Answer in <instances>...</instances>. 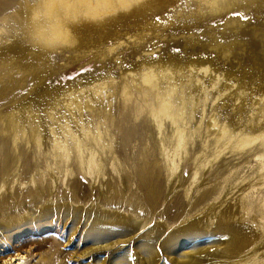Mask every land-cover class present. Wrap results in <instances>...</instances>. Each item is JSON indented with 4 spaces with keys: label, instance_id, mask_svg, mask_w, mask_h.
Instances as JSON below:
<instances>
[{
    "label": "rangeland",
    "instance_id": "obj_1",
    "mask_svg": "<svg viewBox=\"0 0 264 264\" xmlns=\"http://www.w3.org/2000/svg\"><path fill=\"white\" fill-rule=\"evenodd\" d=\"M33 10L56 34L45 42ZM152 73L187 109L173 175L159 151L171 126L158 135L148 113ZM211 118L255 142L203 169ZM141 166L160 172L152 212L131 181ZM262 167L264 0H0V264H264Z\"/></svg>",
    "mask_w": 264,
    "mask_h": 264
},
{
    "label": "bare ground",
    "instance_id": "obj_2",
    "mask_svg": "<svg viewBox=\"0 0 264 264\" xmlns=\"http://www.w3.org/2000/svg\"><path fill=\"white\" fill-rule=\"evenodd\" d=\"M104 2L109 3V0H103ZM120 4H124V1H120ZM95 12H97V10H95ZM30 13V24L33 26V31L35 33V35L41 39V41H46L49 39V37H52L56 34H47V29L45 28V26H43V24L41 23L40 19L41 16L38 13V10H33ZM30 25V26H31ZM57 36L59 38H63V39H67V37H69V33L64 31V32H60L59 34H57ZM144 85H147L148 87H150L152 90H155L156 93V98L158 100V106L154 107V109H151L148 113L149 116L152 120V124L153 126H155V128L157 129L158 135L162 134V128L164 126V124L168 123V125L171 126L172 129V137L171 138V143L167 144V137L165 136V134L161 135V137H159V141H160V148L159 151L162 153V155L165 157V161L168 165L167 170L170 171V173L173 175L176 174L175 172L178 169V165L175 164L176 160L175 158H179V151L184 149L185 143H184V138H183V134L184 132L181 130V123L184 122L185 119V113L187 112L185 109V104L182 102H175L174 100L170 99V98H165V99H161L159 94H158V84L155 80V76L152 74H148L144 76V80H143ZM146 88V87H145ZM168 92H171L172 95L175 96V92H176V86H172L170 89H168ZM100 98V97H99ZM101 99V98H100ZM189 113H192L191 110H189ZM190 115V114H189ZM192 116V115H191ZM186 124V123H185ZM131 127V126H130ZM207 127L208 130H212L213 129V133L215 134L214 138H215V144H216V150L215 153H213V155L211 156V159L207 162L206 165L203 166V169L205 168H209V164L213 163L214 161H216L219 156L222 154V152L226 151L234 142L235 144L232 145L233 149H235L236 151H240L242 149H246L248 146H250L252 143L255 142L253 136L248 135L247 136V142H243L240 141L242 139V137L244 136L243 134H234L233 132L229 131L226 127L225 128H221L218 127L217 124L212 120V118L209 120V122H207ZM217 129V130H214ZM127 144V143H126ZM222 144L224 145L223 147ZM173 146V152L171 155H169V153L167 152V148L169 146ZM78 151H80L79 147ZM146 156V154H144ZM148 155V154H147ZM178 156V157H177ZM95 155L92 153L88 154V157H86V169H85V174L89 177L90 181L92 180V182H95L94 179L97 178H102L100 169H98L97 166H99V164H97L94 160ZM146 158V157H145ZM148 158V156H147ZM149 159H146V161ZM81 161V160H80ZM84 161V159H82L81 163ZM147 163V162H146ZM150 164V163H149ZM85 167V165H84ZM149 167V165H148ZM152 167V166H151ZM150 168V167H149ZM146 168L145 166H141L139 168H137L135 170V174L134 177L131 179V181L133 179H135L136 184H137V189H139V192H143L144 198H146L144 201L146 202L145 204H147V209H145L148 212H152L156 206H157V201L159 198V193L160 191H158L159 187V173L156 172V169H149ZM263 168V167H262ZM261 169V168H260ZM264 169V168H263ZM126 172L123 174L125 175ZM130 174V173H129ZM128 174V175H129ZM198 174V170L195 169V173H194V178L196 177V175ZM128 175H125V177L123 178L125 180L126 183H130V177ZM133 175V174H132ZM131 175V176H132ZM161 175V174H160ZM122 177V176H121ZM122 179V180H123ZM134 181V180H133ZM35 182L34 180L32 181V183ZM195 182V181H194ZM124 183V182H123ZM161 184V182H160ZM130 187V185H129ZM116 188V187H114ZM161 189V188H160ZM117 189H115L116 191ZM130 189H128L129 191ZM47 191V187L46 185L43 186L42 182H39V185L36 186L35 189V194L37 195H41L44 194ZM114 191V198L109 199L110 202H117L118 201V194L117 191ZM119 191V190H118ZM132 193V192H131ZM130 193V194H131ZM201 194L198 195L199 197L196 196L197 200L194 202L195 204H203L204 202L210 200L211 196H213L214 192L213 190L211 191V189L209 190H205L203 192H200ZM113 195V192H112ZM215 195V194H214ZM133 196V194H132ZM132 196H129V198H131ZM113 197V196H112ZM116 197V198H115ZM128 197V196H127ZM43 198V197H42ZM128 198V200H130ZM138 198V197H137ZM116 199V201H115ZM127 200V201H128ZM139 200V199H138ZM137 200V201H138ZM135 202H137L136 200H134ZM133 201V202H134ZM132 200L128 201V205H132ZM118 203V202H117ZM131 203V204H129ZM193 206V205H192ZM196 206V205H195ZM138 207V206H137ZM46 211V210H45ZM98 211V210H97ZM98 216V215H97ZM42 217V216H41ZM46 218V216H44ZM51 217V216H50ZM107 218V217H106ZM37 219V218H36ZM44 219V218H43ZM66 219V218H65ZM97 219V218H96ZM209 219V218H208ZM212 220V219H211ZM98 221V220H97ZM100 221V220H99ZM110 221V220H109ZM112 221V220H111ZM228 221V220H227ZM44 222H48V221H44ZM106 222V221H105ZM221 222V221H220ZM219 222V223H220ZM42 223V222H41ZM110 223V222H109ZM118 223V222H117ZM126 223V222H125ZM225 223V220H224ZM48 224V223H47ZM100 224V223H99ZM116 224V223H115ZM108 225V224H107ZM118 225V224H117ZM116 225V226H117ZM130 225V224H129ZM195 225V224H194ZM210 225V224H209ZM230 225V224H229ZM93 226V225H92ZM224 226V224H223ZM236 226V225H235ZM240 226V225H239ZM44 227V226H43ZM103 227V226H102ZM112 227V226H111ZM132 227V226H131ZM190 228L192 227V225L189 226ZM45 228V227H44ZM50 228V227H49ZM48 228V229H49ZM95 228V227H94ZM186 228H188V226H185V228H182V230H186ZM229 228V227H228ZM43 229V228H42ZM104 229V228H103ZM137 229V228H136ZM45 230V229H43ZM98 230V229H97ZM102 230V229H101ZM193 230V229H192ZM198 230V229H196ZM237 230V229H236ZM18 231V230H17ZM16 231V232H17ZM235 231V230H234ZM241 231V229H240ZM249 231V230H248ZM4 232V231H3ZM186 232V231H185ZM196 232V231H195ZM220 232V231H219ZM6 233V232H5ZM183 233V232H182ZM181 233V234H182ZM189 233V231H188ZM186 233V234H188ZM193 233V232H192ZM198 233V232H197ZM180 234V235H181ZM226 234V232L224 233ZM223 234V235H224ZM20 235V234H19ZM222 235V236H223ZM237 235V234H236ZM246 235V233H245ZM174 236V235H173ZM183 236V235H182ZM179 236V237H182ZM200 236V235H199ZM8 237V236H7ZM150 237V236H149ZM198 237V235H197ZM226 237V236H225ZM230 237V236H229ZM244 237V236H242ZM173 238V237H172ZM194 238V236H193ZM227 238V237H226ZM240 238V236H239ZM94 239V237H93ZM99 239V238H98ZM188 239V238H186ZM192 239V238H191ZM232 239V238H231ZM243 239V238H242ZM246 239V238H245ZM9 240V239H8ZM13 240V239H12ZM184 241V240H183ZM230 241V240H229ZM234 241V240H233ZM96 243V242H95ZM245 243V242H244ZM104 245V244H103ZM230 245V244H229ZM99 246H102L101 244ZM147 248V247H146ZM195 248V247H194ZM101 249V248H99ZM103 249V248H102ZM192 249V248H191ZM204 249V248H203ZM152 252V251H150ZM149 252V253H150ZM224 252V251H223ZM197 253V252H196ZM151 254V253H150ZM153 254V253H152ZM225 255V254H224ZM229 256V255H228ZM10 259V258H9ZM11 260V259H10ZM9 260V261H10ZM19 260H21V258H16L15 260H13L14 263L19 264ZM23 260V259H22ZM21 260V261H22ZM196 260V259H195ZM198 260V259H197ZM4 264H13L12 261L8 262V260L4 261ZM193 262V261H192ZM242 263V261L240 262Z\"/></svg>",
    "mask_w": 264,
    "mask_h": 264
}]
</instances>
